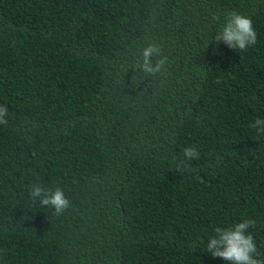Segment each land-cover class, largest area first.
I'll return each mask as SVG.
<instances>
[{
    "label": "trees",
    "instance_id": "trees-1",
    "mask_svg": "<svg viewBox=\"0 0 264 264\" xmlns=\"http://www.w3.org/2000/svg\"><path fill=\"white\" fill-rule=\"evenodd\" d=\"M233 10L247 51L214 40ZM0 105V264H232L206 244L245 219L264 260V0H0Z\"/></svg>",
    "mask_w": 264,
    "mask_h": 264
},
{
    "label": "clouds",
    "instance_id": "clouds-1",
    "mask_svg": "<svg viewBox=\"0 0 264 264\" xmlns=\"http://www.w3.org/2000/svg\"><path fill=\"white\" fill-rule=\"evenodd\" d=\"M214 40L223 41L230 48L243 52L257 43V31L251 17L233 10L228 13ZM141 55L142 60L136 65L137 68L148 76L163 74L167 57L161 55V45L149 43ZM7 112V106L0 105V124L7 123ZM250 127L258 135H264V118H256ZM184 156L191 160L198 158L199 152L195 146H189L184 149ZM177 169L183 172V162L177 165ZM29 195L33 200L38 198L42 206L53 208L56 215H62L71 206V201L60 187L46 189L40 183H33ZM255 224L254 219H245L229 227H216L215 235L206 244L207 252L213 257L231 261L232 264H264V260L257 258V245L254 236L248 231Z\"/></svg>",
    "mask_w": 264,
    "mask_h": 264
}]
</instances>
